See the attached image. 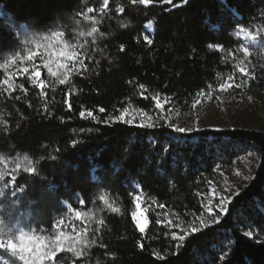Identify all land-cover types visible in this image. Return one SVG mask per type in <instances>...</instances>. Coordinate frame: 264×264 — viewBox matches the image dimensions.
I'll use <instances>...</instances> for the list:
<instances>
[{
    "label": "trees",
    "instance_id": "1",
    "mask_svg": "<svg viewBox=\"0 0 264 264\" xmlns=\"http://www.w3.org/2000/svg\"><path fill=\"white\" fill-rule=\"evenodd\" d=\"M88 8L93 12L85 20L81 13ZM262 28L264 0H0V64L21 51L27 33L62 31L84 61L76 68L85 69H73L59 84L42 66L46 100L27 78L31 72L20 75L16 64L8 68L11 74L0 69V80L14 77L26 90L0 94L7 125L0 130V152L6 161L28 154L36 168L28 174L22 166L13 173L15 182L8 176L7 187L0 185V220L14 231L48 237L59 220L73 217L71 210L80 212L81 221H70L82 228L78 241L96 243L81 258L61 253L67 264H264V132L199 130L189 135L194 140L175 141L164 122L141 127L121 118L129 108L154 112L158 98L185 110L244 66L250 87L264 92V44H245L240 36L241 29ZM109 117L112 122L103 123ZM249 147L259 156L252 178L218 222L200 226L219 168ZM40 156L45 160L36 163ZM136 194L146 208L143 232L132 219ZM194 217L203 231L178 249L172 231L186 235ZM0 259L21 264L2 249Z\"/></svg>",
    "mask_w": 264,
    "mask_h": 264
},
{
    "label": "rangeland",
    "instance_id": "2",
    "mask_svg": "<svg viewBox=\"0 0 264 264\" xmlns=\"http://www.w3.org/2000/svg\"><path fill=\"white\" fill-rule=\"evenodd\" d=\"M145 30L149 33L146 28ZM254 39H250L243 31H240V36L245 44H264V28L260 29L259 33H252ZM50 37L49 40H44L45 35L37 33H27L23 37V45L20 52V58L14 63L23 71L24 68H35L41 72L39 79L42 80V66L45 67V61L48 65L57 70L58 65L66 63V58L62 53H67L69 50L75 52L74 46L67 43L63 37L51 38V33L46 34ZM34 42L26 43L28 40ZM57 39L60 43L57 44ZM37 43L41 46L37 47ZM30 54H36L34 63H25L24 58ZM3 64V63H1ZM12 64H9L5 68H0L11 74L8 68ZM244 71H241V69ZM250 69L246 66L239 67L233 73L227 74L217 85L209 87L208 90L197 95L192 103L189 104L187 109L178 110L174 107H166L167 102L164 99L155 100V111L152 113L135 110L132 108L127 109L121 116L122 119L132 120L133 123L142 125L155 122H164L165 125L171 124L172 127L169 137L175 141H184L187 138L194 140L193 137H189L192 132L199 130H227V129H249L264 132V92L256 91L250 87L248 80L250 77ZM17 74L16 72H12ZM34 75V72H31ZM221 85H224L227 90H222ZM39 88V87H38ZM40 89V88H39ZM157 101H159V107H157ZM196 105L193 107V105ZM175 127L191 128V132L177 133L174 131ZM259 156L253 148H247L244 153L238 156L229 167H222L218 170V178L210 185L209 192L205 198L204 211L199 216V225L205 224L211 225L218 222L221 215L226 212L227 205L232 200L240 189L245 186L252 178L253 172L258 164ZM15 161H6L7 168L10 170L15 166ZM21 165L26 163L23 160H19ZM3 167V165H0ZM138 188V187H136ZM220 197H224L225 210H221ZM211 201V205H209ZM209 207L213 211H209ZM68 221L59 220L56 223L54 229L55 235L61 236L64 243L62 247L70 246L73 240L78 241L77 231L82 228L75 227L70 221L77 219L75 213ZM136 213L135 218L132 215V219L137 227V221L145 229L147 225L146 208L143 205V199L140 194H136L134 197V211ZM211 217V219L209 218ZM63 223V228H61ZM139 231L140 228L137 227ZM75 229V231H73ZM142 232V231H141ZM38 236V235H36ZM250 237V236H249ZM22 264V262H21Z\"/></svg>",
    "mask_w": 264,
    "mask_h": 264
},
{
    "label": "snow or ice",
    "instance_id": "3",
    "mask_svg": "<svg viewBox=\"0 0 264 264\" xmlns=\"http://www.w3.org/2000/svg\"><path fill=\"white\" fill-rule=\"evenodd\" d=\"M134 3L137 2V0H133ZM141 4L150 3V0H138ZM165 3H172V0H164ZM108 3V0H104V4L106 5ZM184 3H187V0H184ZM93 12L92 8L87 9V13H81L83 15L85 20H90L91 17L89 16L90 13ZM96 31L95 28L92 29L91 32L88 33L89 36L92 35ZM247 35L250 39H254V35L251 32H248L247 29H241ZM239 34V33H237ZM66 33L62 31H52L51 32V38H60L62 36H65ZM83 35V33H81ZM34 37L32 40L26 41V43H32L34 42ZM44 40H49L50 37L45 35L43 37ZM60 41L57 39V44H59ZM37 47H40L41 45L37 43ZM121 51L124 50V46L121 45ZM243 52L245 55L248 54L249 49L247 47L243 48ZM67 53H71V55L62 54L64 58L68 61V63L63 65H58L57 70L54 71L51 66L48 65V62L45 61V67H47V72L51 77L56 78V80L59 82V84H65L68 81L69 75L73 72V69H76V71H83L85 69L83 68H76V65L79 63L80 65H83L84 61L79 59V56L76 52H73L69 50ZM21 54L20 52H16L15 55H9L5 62L3 64H0V68H5L9 64H14L19 58ZM36 59V54H30L26 58H24L25 63H34ZM71 65V66H69ZM241 71H244L242 68ZM29 72H34V75L27 76L29 79L31 85L33 87H39L41 89V96L46 100V84L44 80L39 79L41 76V72L38 70H35V68H24L23 71L20 73V75H27ZM63 77V79H61ZM14 77L6 78L3 80H0V94H3V92H6L9 96L12 95V93L19 87L21 90L26 91L23 88V85H17L15 82ZM143 89V85L140 86ZM222 90H227L224 85H221ZM21 97H17V99H20ZM159 101H157V107H159ZM196 105L194 104L193 107ZM31 107V105H29ZM99 111L103 112L104 109L101 108ZM45 112L47 115L51 116V112H47V105H45ZM89 117L93 120H97V117L92 116L91 113H88ZM81 116H84V113L81 112ZM97 122H101L97 120ZM112 122V118L109 117L108 120L103 121V123L108 124ZM123 123L125 124H132L133 121L129 119L123 120ZM141 127H156V123H148V124H142ZM169 127H172L171 124L168 125ZM7 127L6 122L4 121L3 117L0 116V130ZM81 131H84V129H81ZM88 131H93V129H88ZM174 131L177 133H186L191 132V128H182V127H175ZM76 141H73V144H75ZM56 156L50 157L53 161L56 160ZM45 157L40 156L39 161H36V163H39L41 161H44ZM23 161L26 163L23 166V172L24 173H34L36 172V168L33 166L32 159L29 158L28 154L23 155ZM0 165H3V167H0V185H2V188L7 187L6 177L11 176V180L8 182H15L17 179V176L13 173H17L20 171L22 165L19 160L15 161V166L11 168L10 170L7 168L6 158L2 152H0ZM2 188H0V195H5ZM24 189L21 188V191ZM239 193L237 192L236 195ZM225 198L220 197V209L225 210ZM85 201L83 199L80 200L81 206H83ZM209 205H211V201H209ZM150 210V209H149ZM209 211H213L211 207H209ZM86 215V214H85ZM133 217L135 218L136 213H132ZM75 216L77 219H82L81 213L76 212ZM211 219V217H209ZM157 223H159V219L157 220ZM100 225L104 224L103 220L99 221ZM61 228H63V223H61ZM210 225L205 224L203 227L207 228ZM137 227L140 228V230L143 232L144 228L143 225L137 221ZM191 231L187 232V234H177L176 231H172V236L174 239L179 241L180 243H177V248H181L183 246L182 242L186 241L190 236H192L196 232H202L203 228L197 227L196 218H193V221L190 224ZM100 227L97 226L95 231L97 233L100 232ZM36 230L31 231H25L23 228L13 230L12 227H9L7 223L4 220H0V249L4 250V252L9 253L11 257H14L16 260H19L22 262V264H67V259H61L60 254L61 253H71L76 258H81L85 256V250L89 247L90 244L94 245L96 243L95 239L91 240L90 242L86 239H81L79 241L73 240L70 246L62 247L61 245L64 243L61 236L50 234L48 237L44 236H36L35 235ZM43 231V230H41ZM75 231V229H73ZM84 231H87V227H85ZM245 235L252 236V232H247ZM79 243L81 246L80 248L76 247V244ZM142 247V245H141ZM0 264H15V261H10L8 259H0Z\"/></svg>",
    "mask_w": 264,
    "mask_h": 264
},
{
    "label": "bare ground",
    "instance_id": "4",
    "mask_svg": "<svg viewBox=\"0 0 264 264\" xmlns=\"http://www.w3.org/2000/svg\"><path fill=\"white\" fill-rule=\"evenodd\" d=\"M145 28H146L148 31H150V32L153 30V28H152V24H151V23L146 24V25H145Z\"/></svg>",
    "mask_w": 264,
    "mask_h": 264
},
{
    "label": "clouds",
    "instance_id": "5",
    "mask_svg": "<svg viewBox=\"0 0 264 264\" xmlns=\"http://www.w3.org/2000/svg\"><path fill=\"white\" fill-rule=\"evenodd\" d=\"M62 54H67V55H71V53H62Z\"/></svg>",
    "mask_w": 264,
    "mask_h": 264
},
{
    "label": "water",
    "instance_id": "6",
    "mask_svg": "<svg viewBox=\"0 0 264 264\" xmlns=\"http://www.w3.org/2000/svg\"><path fill=\"white\" fill-rule=\"evenodd\" d=\"M153 32V31H152Z\"/></svg>",
    "mask_w": 264,
    "mask_h": 264
}]
</instances>
